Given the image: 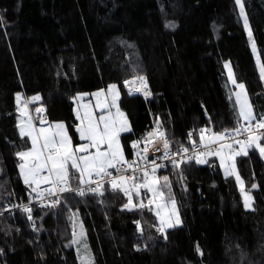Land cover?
I'll list each match as a JSON object with an SVG mask.
<instances>
[{
	"label": "trees",
	"instance_id": "obj_1",
	"mask_svg": "<svg viewBox=\"0 0 264 264\" xmlns=\"http://www.w3.org/2000/svg\"><path fill=\"white\" fill-rule=\"evenodd\" d=\"M243 3L264 63V0ZM225 62L254 114L264 115V81L235 0H0V264H79L74 216L95 264H264V158L255 149L235 158L250 209L215 156L159 171L182 218L165 233L153 211L125 209L124 194L107 185L103 195L68 192L54 207L32 205L31 220L17 207L37 195L16 155L30 147L18 128L17 94L39 96L31 106L43 105L50 122L64 121L77 144L74 97L115 84L131 125L120 137L125 158L158 124L175 153L199 144L202 128L243 125L228 98ZM139 76L147 98L124 90L126 79ZM143 196L133 194L134 204Z\"/></svg>",
	"mask_w": 264,
	"mask_h": 264
},
{
	"label": "snow or ice",
	"instance_id": "obj_2",
	"mask_svg": "<svg viewBox=\"0 0 264 264\" xmlns=\"http://www.w3.org/2000/svg\"><path fill=\"white\" fill-rule=\"evenodd\" d=\"M240 10V16L243 19L244 28L248 33L249 41L251 42L252 51L256 54V63L259 67L260 79L264 81V63L261 62L255 40L253 39L252 30L249 25L247 14L245 13L243 0H235ZM228 69V81L235 86L237 91L234 92L236 97V105L238 106L237 119L247 122V125H241L234 129H225L222 132H212L211 129L200 130V144L206 151L198 152L194 157H188L187 160L195 159L197 164L208 163L206 157L216 156L220 160V166L224 168L226 176L235 175L237 183L240 185L241 193L244 196L245 208L252 207V197L245 191L244 182L236 171L235 158L237 156H247L250 149L259 151V154L264 157V115L257 118L254 114L252 104L249 101L248 93L243 83H238L232 72L230 64H225ZM139 82V86L137 85ZM124 86L129 88V94L133 92H143L145 98L151 95L148 90L146 78L139 76L133 80L124 81ZM96 98L95 108L99 109L100 114L97 116L89 104L82 105L84 111L81 114L80 105L76 110V118L79 124L75 131L78 133L79 140L84 143L73 147L72 138L68 134V129L63 122L48 124L43 117L45 111L42 107L36 108L37 116L34 118L28 112V104L39 101L41 98L35 96L22 104L20 94L16 95V103L20 112V123L18 128L20 136L27 137L31 141V148L28 151L16 153L21 163L19 164L20 175L23 181L28 185L32 192L36 193L39 198H43L44 193L54 195L57 192H70L73 189L70 186V180L75 178L81 184H97L96 188L90 189L92 192H103V184L93 179V176L103 180L104 177H111L108 181L111 184L112 190H119L128 198V202L124 205L129 211L134 208L147 209L155 211L156 217L160 221L158 231L164 232L166 228L176 227L181 223L179 212L175 198L171 196V182L168 176L158 177L157 169L164 165L157 164L155 160L151 161V169L145 167L142 170V176L137 177L134 173L139 169L136 161L129 162L124 155V147L121 144V133L130 132L131 127L126 115L120 110L117 101L119 100V88L115 84L108 86L107 92L103 89L93 94ZM109 97L111 102L109 103ZM231 98V97H230ZM75 100H82L83 97H75ZM22 105V106H21ZM115 108V113L112 112ZM26 117V119H25ZM34 119L38 120L40 125L48 124L47 127H37ZM207 133V135H206ZM235 136L246 134L244 140H235ZM192 133H189L191 139ZM229 138H232L238 149H234L231 143H221ZM141 142L152 144L155 147L156 143H162L164 149V157L169 158L168 149L170 147L165 133L157 129L149 132L143 138V141H136L132 144V148L138 149L136 156L139 159L147 160L148 147L145 146L139 150ZM195 149V141H192ZM211 145H217L215 149ZM159 150L158 148L156 149ZM182 152H188L187 148H182ZM144 153L142 155L141 153ZM179 154V153H177ZM186 160L177 161L171 160L173 167L179 168L181 163ZM127 165V167H123ZM109 169H115L118 175L113 176ZM131 171L133 175H125ZM78 174V175H77ZM42 184L51 185L50 188L41 191ZM255 184L252 188H256ZM144 190V195L152 194V198L145 204L141 199L138 204L133 203V194L137 198L142 196L141 190ZM164 189L169 190V198L165 199ZM79 195H84V191L80 190ZM58 201L53 202L51 206H55ZM154 206V207H153ZM23 211L28 213V219L31 220V208L24 206ZM139 223V222H137ZM83 226L81 225V233L83 236ZM75 225L73 231V243L78 241L76 237ZM84 254L80 256L81 264H92L87 245H84ZM199 251V248H197Z\"/></svg>",
	"mask_w": 264,
	"mask_h": 264
},
{
	"label": "built area",
	"instance_id": "obj_3",
	"mask_svg": "<svg viewBox=\"0 0 264 264\" xmlns=\"http://www.w3.org/2000/svg\"><path fill=\"white\" fill-rule=\"evenodd\" d=\"M126 80H133V79H126ZM138 83L139 82L137 81V85L136 86H139ZM123 87H124V90L128 93V95H130V96L141 95V96H143L145 98L144 94L141 93V92H133L132 94H129V88H126L124 86V82H123ZM26 100H29V99H26ZM40 107H42L45 110L42 115H43V117L48 122L49 120H48V117H47V112H46L45 107L43 105H38L36 108H40ZM36 116H37V113H36V111H34V114H33L32 117L35 118ZM34 123L36 124V126H41L38 120H35L34 119ZM246 125L247 124H245L244 126H246ZM155 129H157V127H152L148 132H146V134L144 135V137L147 136V134L149 132H152ZM202 129H211V128H202ZM261 131H264V130H261ZM212 132H214V131L212 130ZM206 135H207V133H206ZM233 136H234V139L235 140H244V139L247 138L246 134H241L239 136H235V134H233ZM165 137L168 140V138H167L166 135H165ZM142 141H143V139H142ZM168 142H169V140H168ZM221 143H231L233 145V148L239 147V145L236 144L232 138H229V139H227L225 141H222ZM169 145H170V143H169ZM145 146H147L148 149H149L148 153L146 154L147 155V160H143V159L137 158V156L135 154L136 152L133 154L132 157L126 158L129 162H131V161H136L137 162V164L139 166V169L134 173L135 176H138V175L142 174V170L145 167H147L150 170L151 169V166H152L151 165V161H153V160H155V162L157 164L164 165V167L157 169L156 175H158L159 171H161V170L163 171V170L168 169L169 167H173V165L171 163V160L172 159H175L177 161H180V160L190 161V160H187L188 157H194L196 154H198V152L206 151V149L204 147H202L200 143L199 144H195V149H194V146H193L192 148L188 149V152H186V153H184L182 151H179V152H175L174 153V152L171 151V146H170L169 149H168V156H169V158L166 159V158H163L164 157V149H163L162 143H156L155 147H153L152 144H147L146 145L144 142H142L140 144V146H139V150H142ZM216 147H217V145H211V148H213V149H215ZM157 148L159 149L158 151L156 150ZM177 153H179V154H177ZM141 154L144 155L143 152ZM192 160H195V159H192ZM123 167L126 168L127 165H124ZM109 171L112 172L113 176L118 175V173L116 172L115 169H110ZM125 175H133V173L131 171H129V172L125 173ZM93 179L94 180H97L99 183H102L103 184V188H104V186L107 185L109 187V189L112 190L111 184L108 182L111 179V177H104V179L102 181L99 180V178H97L95 176H93ZM70 186L73 189V191H70V192H76L79 195V191L80 190H83L84 193H86V192H92L90 189L96 188L97 187V184H95V183H93V184H80L78 186H73L71 184V182H70ZM50 187H51V185H49V184H42V191L44 189H47V188H50ZM103 188L100 189V191H102ZM65 193H68V192H57L54 195H48V193L45 192L42 199L39 198L36 195L29 202H26L24 204H21L20 206H17V207L23 208L24 206H27V207L30 208V206H32V205H37L39 207H42V206L48 207V206H51L53 204V202L58 201V199L60 198V196H62ZM92 193L94 195H97V196L100 194V192H92ZM79 196H81V195H79ZM125 198H126V202H128V198L126 196H125ZM133 203H134V197H133ZM17 207H15V208H17ZM6 209L7 210H11L12 208L7 207Z\"/></svg>",
	"mask_w": 264,
	"mask_h": 264
},
{
	"label": "rangeland",
	"instance_id": "obj_4",
	"mask_svg": "<svg viewBox=\"0 0 264 264\" xmlns=\"http://www.w3.org/2000/svg\"><path fill=\"white\" fill-rule=\"evenodd\" d=\"M237 7H238V5H237ZM238 10H239V7H238ZM246 13V12H245ZM239 14H240V10H239ZM241 17V16H240ZM241 20H242V23H243V19H242V17H241ZM250 25V24H249ZM243 26H244V23H243ZM245 29V28H244ZM245 33H246V35H247V37H248V33H247V31L245 30ZM248 39H249V37H248ZM253 39H254V37H253ZM250 42V41H249ZM256 44V43H255ZM250 48H251V51H252V46H251V42H250ZM257 48V47H256ZM252 53H253V51H252ZM257 53H258V51H257ZM253 56H254V59H255V62H256V54L255 53H253ZM230 64L229 62H225L224 63V67H225V64ZM256 65H257V63H256ZM230 66H231V64H230ZM257 68H258V71H259V67L257 66ZM231 69H232V66H231ZM233 72V71H232ZM225 73H226V76H227V81H228V69L225 67ZM132 79H134V78H132ZM139 84V83H138ZM228 85H229V87L231 88L230 89V92H229V95H228V98H229V100H230V102L232 103V105H234L235 107H236V109H237V112H238V106L236 105V97H235V95H234V92L235 91H237V89L235 88V86L234 85H232L229 81H228ZM100 91V90H99ZM99 91H95V92H92V93H78L75 97H78V96H80V97H83V99L82 100H79V101H77V100H75V99H73V101H74V114H75V118H76V110H77V107H78V105H80L81 107H80V111H81V114H83V111H84V109H83V107H82V105H84V104H89V105H91L92 106V108H91V110L98 116L99 114H100V112H99V109H96L95 108V105H96V98H95V96L93 95L94 93H96V92H99ZM105 92H107V91H105ZM141 93H143V92H141ZM21 97H22V104H23V102L24 101H27L26 99H28V98H26L24 95H21ZM74 97V98H75ZM231 97V98H230ZM248 98H249V95H248ZM249 101H250V98H249ZM111 102V97H109V103ZM117 103H118V105H119V108H120V110L126 115V117H127V114L123 111V109L121 108V106H120V104H119V100L117 101ZM250 103H251V101H250ZM31 104L32 103H29L28 104V108L30 109V115L31 116H33V114H34V109H33V107L31 106ZM22 106V105H21ZM112 110V112L113 113H115V111H116V109L115 108H112L111 109ZM20 119H21V116H20V112H19V123H20ZM25 119H26V117H25ZM127 120H128V122H129V119H128V117H127ZM241 122H242V124L243 125H245V124H247V122L246 121H243V120H240ZM59 122H63L65 125H66V127H67V124L64 122V121H53V122H48V124H55V123H59ZM48 124H45V125H41L40 127H47L48 126ZM79 124V120H77V118H76V126ZM129 124H130V122H129ZM76 126H75V128H76ZM130 127H131V125H130ZM67 129H68V127H67ZM125 133V132H124ZM68 134H69V136L72 138V136H71V134L69 133V130H68ZM122 134V133H121ZM77 135H78V133H77ZM78 139H79V136H78ZM29 142H30V147H29V149L31 148V141L29 140ZM72 143H73V147H75V146H78L79 144H81V143H84L83 141H80L79 140V142L76 144V143H74V139L72 138ZM29 149H26V150H23V151H28ZM264 158V157H263ZM20 163H21V161H20ZM140 175H142V174H140ZM140 175H138L137 177H139ZM235 176V175H234ZM22 177V176H21ZM22 180H23V177H22ZM24 182V181H23ZM238 184V183H237ZM26 185V184H25ZM28 188H29V192L30 193H34V192H32V190H31V188L28 186V185H26ZM238 186L240 187V185L238 184ZM40 190H42V185H41V189ZM164 191V190H163ZM141 193H142V196L144 195L143 193H144V190L142 189L141 190ZM248 193V192H247ZM251 197H252V195L250 194V193H248ZM152 198V194L151 193H147L146 195H144L143 196V198H142V200H143V202L144 203H148V200L149 199H151ZM243 199H244V196H243ZM141 200V199H140ZM146 201V202H145ZM252 203V202H251ZM154 207V206H153ZM177 208H178V206H177ZM247 209H250V208H247ZM154 213H155V211H153ZM178 212H179V209H178ZM179 218H180V221H181V223L179 224V225H177L176 227H178V226H181L182 225V218H181V216H180V213H179ZM74 225H75V232H76V237H75V239L78 241L77 243H73L72 242V245L75 247V249H76V251H77V253H78V260H79V264H81V260H80V256L81 255H83L84 254V252H85V250H84V245L86 244V242H85V231H84V228L82 229L83 230V232H84V235L83 236H81L80 235V233H81V223L78 221V219H77V217L76 216H74L73 217V231H74ZM160 228V221H159V219L157 218V229H159ZM173 228H175V227H173ZM168 229H171V228H166L165 230H164V232H160V233H165ZM73 231H72V235H73ZM73 239H74V237H73ZM87 245V244H86ZM87 248H88V246H87ZM88 250H89V248H88ZM89 255H90V258H91V261H92V264H95L94 263V260H93V257H92V254H91V252H90V250H89Z\"/></svg>",
	"mask_w": 264,
	"mask_h": 264
},
{
	"label": "crops",
	"instance_id": "obj_5",
	"mask_svg": "<svg viewBox=\"0 0 264 264\" xmlns=\"http://www.w3.org/2000/svg\"><path fill=\"white\" fill-rule=\"evenodd\" d=\"M99 91V90H98ZM104 91H107V89L106 90H104ZM119 93H121V90H119ZM119 97H120V95H119ZM34 110H35V108H33ZM28 112H29V114L31 113L30 112V109L28 108ZM18 119H19V116H18ZM49 120V119H48ZM49 123H50V121H48ZM18 124H19V120H18ZM37 127H40V126H37ZM216 157V156H215ZM207 158V157H206ZM216 159L218 160V163H219V165H220V160H219V158L218 157H216ZM221 167V166H220ZM110 170V169H109ZM221 170H222V173H223V175L224 176H226L225 175V172H224V168H222L221 167ZM78 175V174H77ZM227 177V176H226Z\"/></svg>",
	"mask_w": 264,
	"mask_h": 264
}]
</instances>
